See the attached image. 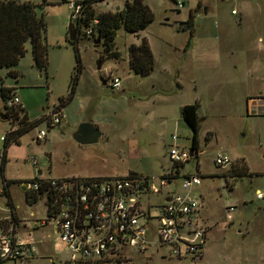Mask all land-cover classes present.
<instances>
[{"label": "rangeland", "instance_id": "rangeland-1", "mask_svg": "<svg viewBox=\"0 0 264 264\" xmlns=\"http://www.w3.org/2000/svg\"><path fill=\"white\" fill-rule=\"evenodd\" d=\"M17 1L34 3L42 15L47 64L35 65L26 42V52L15 64L0 67V86L10 88L24 106H19L15 117L2 106L0 97V112L6 116L0 119V156L8 131L37 121L6 148L0 171V213L10 210L4 207L3 179L9 181L10 201L19 218L29 221L46 217L44 198L29 203L20 188L21 182L36 175L133 174L156 184L173 166L168 148L173 144L185 150L190 147L192 131L179 108L196 103L200 117L197 148L175 181L185 172L200 176L194 194L207 206L199 212L207 227L201 252L163 257L155 250L131 251V259L121 264H264V197H255L256 190H264V114L246 113L247 98L264 96V0H181V8L173 0H142L152 21L137 33L118 28L114 37L118 56L105 55L100 69L96 68L103 54L100 39L95 43V36L80 35L74 44L66 39L70 0ZM125 1L129 0L100 1L94 8L97 12L120 10ZM189 14L192 34L182 27ZM142 39L153 60V69L145 75L128 66L129 45ZM113 76L120 79V87L110 86ZM71 89V100L59 107L62 119L48 126L43 116L59 106ZM20 109H25L29 120L19 121ZM84 121L99 129L97 142L79 144L72 138ZM40 130L45 135L36 139ZM218 153L237 161L242 158L247 173L216 166L213 158ZM144 198L152 202L156 195L145 193ZM228 206L232 209L227 210ZM150 212L156 214L151 206ZM39 234L49 235L46 240L51 242L46 241L43 248L37 242V255L24 264H68L64 250L48 251L57 234L47 226L34 231L35 236ZM0 264L21 263L2 260Z\"/></svg>", "mask_w": 264, "mask_h": 264}, {"label": "built area", "instance_id": "built-area-1", "mask_svg": "<svg viewBox=\"0 0 264 264\" xmlns=\"http://www.w3.org/2000/svg\"><path fill=\"white\" fill-rule=\"evenodd\" d=\"M173 1L177 8L182 7L181 0ZM86 4L87 0L68 1V18L75 31L78 29V36L91 37L92 24L97 20L94 18L88 26L79 21L85 17ZM110 86L120 87V79L113 76ZM5 104L8 108L22 106L13 91ZM246 111L251 115L264 114V96L248 98ZM43 119L48 126H54L62 114L60 110H52ZM44 135L40 130L36 139ZM167 156L173 166L169 173L158 177L156 184L148 183L147 177L140 175L60 178L36 175L24 182L30 193L44 198L46 217L26 221L15 215L14 221L12 211L0 218V222L8 220L0 224V261L24 264L34 258L38 246L32 231L44 226L57 234L53 246L67 252L68 264H121L131 259V251L143 254L155 250L163 257L199 254L207 234L199 214L204 205L194 194L201 184L200 176L185 172L176 182V171L189 159V152L173 144ZM233 160L228 154L218 153L213 163L225 167ZM31 162L36 164L34 158ZM145 193L155 194V200L149 202ZM255 197L263 198L264 190H256ZM150 206L156 210L155 215L151 214ZM230 209L232 206L227 207Z\"/></svg>", "mask_w": 264, "mask_h": 264}, {"label": "trees", "instance_id": "trees-1", "mask_svg": "<svg viewBox=\"0 0 264 264\" xmlns=\"http://www.w3.org/2000/svg\"><path fill=\"white\" fill-rule=\"evenodd\" d=\"M105 0H87L85 6V17L80 19L82 25L88 26L95 18L97 22L92 24V36L94 39H100L103 56L117 57L118 52L114 50V37L115 31L118 28H123L127 32L137 33L139 30L144 29L152 21V13L148 6L142 0H129L125 1L124 7L115 11H95L94 4ZM36 5L30 1H17V0H0V67L11 66L26 52L25 44L28 42L31 48V55L35 65L39 68L47 64V43L45 40V27L42 15L36 11ZM183 28L189 30L192 34L193 24L192 16L189 14L188 18L183 22ZM78 29L76 28V31ZM76 32L75 38L72 41H67L71 44L76 43L78 39ZM188 44V41L186 45ZM77 57V53H75ZM78 58V57H77ZM128 66L137 74H149L153 69V60L151 52L145 39H142L139 44H131L128 47ZM15 74L14 71H10ZM74 79V78H73ZM72 79V80H73ZM12 91L10 88L3 85L0 86V97L3 99V107L13 111V115H18V109L6 106V101L10 97ZM73 89L70 94L61 99L60 105L54 110H59L67 101L72 98ZM22 110V115L19 119L20 122L29 120L25 109ZM196 103L184 104L180 106L179 113L184 122L190 127L192 133L190 137V148L193 154L198 144V130L200 117L197 114ZM7 119L10 115L5 112ZM37 121H30L25 126H20L12 131H8L3 136L2 153L0 156V171H2L6 161V148L11 141L17 142L19 136L33 127ZM242 159V158H241ZM235 159L229 166V171L233 170L237 174L247 173V166L243 161ZM228 171V172H229ZM178 173V171H176ZM249 174V173H248ZM128 176H137L128 174ZM175 178V177H174ZM9 181L3 179L2 191L7 196L6 203L13 209L11 204L9 191ZM26 199L29 203H34L38 199L37 193H30L27 189L24 190ZM12 219L15 221V214L12 213ZM8 220H3L1 223H6Z\"/></svg>", "mask_w": 264, "mask_h": 264}, {"label": "water", "instance_id": "water-1", "mask_svg": "<svg viewBox=\"0 0 264 264\" xmlns=\"http://www.w3.org/2000/svg\"><path fill=\"white\" fill-rule=\"evenodd\" d=\"M206 7H203V12L206 13ZM67 35L68 40L72 41L75 38L76 31L72 22L68 23L67 26ZM99 39H95V43H98ZM104 62L103 54L100 55L96 61V68L100 69L102 63ZM104 81V80H102ZM0 119H6V116L0 112ZM99 129L92 124L91 122L84 121L80 123L76 130L72 134V138L79 144H92L98 141L100 137ZM189 156L193 155V150L189 147L188 148ZM26 185L22 186V189L25 190Z\"/></svg>", "mask_w": 264, "mask_h": 264}, {"label": "crops", "instance_id": "crops-1", "mask_svg": "<svg viewBox=\"0 0 264 264\" xmlns=\"http://www.w3.org/2000/svg\"><path fill=\"white\" fill-rule=\"evenodd\" d=\"M234 10V9H233ZM102 81V80H101ZM102 84H105V81H102ZM247 100H248V98H247ZM247 100H246V103H247ZM23 106V105H22ZM24 107V106H23ZM246 113H247V111H246ZM248 114V113H247ZM249 115H251V114H249ZM62 117H63V115H62ZM235 159H237V158H234V160ZM39 171V170H38ZM41 177H46V176H41ZM23 185H25L24 184V182H21L20 183V188L22 189V186ZM25 189H27V188H25ZM22 191H24L23 189H22ZM12 204V203H11ZM13 205V204H12ZM4 207H9L8 205H7V203H5L4 204ZM9 213L8 214H6V212H5V210H3V211H1L2 213H0V218H5V217H7V216H9V214H11L12 213V211H14V213H15V215H16V217H17V219H21V218H19V214H18V212L16 211V209L14 208V206H13V209H11L10 207H9ZM203 209L204 210H206L207 209V206L204 204V207H203ZM4 212V213H3ZM23 219V218H22ZM25 220L27 221L28 220V218H25ZM30 220H33V219H31L30 218ZM33 223V222H32ZM41 228V227H40ZM40 228H36V229H33V231H32V234L34 235V231H37V230H39ZM24 231V230H23ZM44 235L45 234H39V237H37V236H35L34 235V238L36 237L37 238V240H36V238H35V240H36V242H42V244H41V246H42V248L45 246L46 247V245H45V242L47 241V242H51V241H48V240H46L48 237H49V235L47 236V238H45L44 237ZM50 237H51V235H50ZM38 245V244H37ZM50 245V244H49ZM52 250H60V248H55L54 246H53V241H52V245H50L49 246V248H48V251L51 253V252H53ZM53 256L54 257H56V255L55 254H53ZM51 258H53V257H51Z\"/></svg>", "mask_w": 264, "mask_h": 264}]
</instances>
